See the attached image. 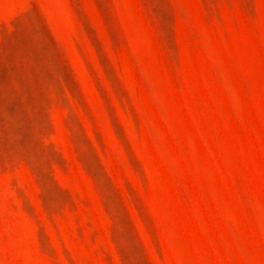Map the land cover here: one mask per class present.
I'll use <instances>...</instances> for the list:
<instances>
[{
	"label": "rangeland",
	"instance_id": "obj_1",
	"mask_svg": "<svg viewBox=\"0 0 264 264\" xmlns=\"http://www.w3.org/2000/svg\"><path fill=\"white\" fill-rule=\"evenodd\" d=\"M0 264H264V0H0Z\"/></svg>",
	"mask_w": 264,
	"mask_h": 264
}]
</instances>
